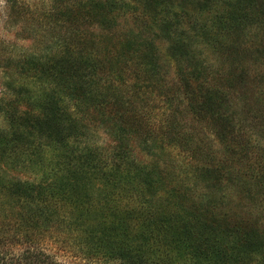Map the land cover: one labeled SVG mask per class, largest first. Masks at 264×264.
<instances>
[{"label": "trees", "instance_id": "obj_1", "mask_svg": "<svg viewBox=\"0 0 264 264\" xmlns=\"http://www.w3.org/2000/svg\"><path fill=\"white\" fill-rule=\"evenodd\" d=\"M130 7L134 5L125 0H79L72 11L60 9L58 15L62 22L71 24L70 31L63 32L60 51L55 49L54 57L41 61L36 70V75L51 85L50 91H64L77 111L106 126L114 141L116 161L106 163L105 152L97 146L78 145L79 136L88 130L87 122L81 120L78 124L74 117L67 119L66 108L58 106L52 95L50 101L59 111H53L47 99L39 98L33 106H38L37 114L29 108H19L15 99L0 100V112L11 124V136L6 139L7 132L0 134V146L12 149L24 145L22 161L34 162L41 170L39 179L31 182L5 178L1 172L0 193L31 202L27 222L35 215L31 209L43 211L58 199L75 206L80 215L94 221L90 225L92 239L85 242L86 247L124 264H264V223L258 216L223 223V229L213 223L208 225L203 222H207L205 216L201 217L205 214L200 213L207 207L199 208L186 201L192 187H186L179 174L165 171L156 162L141 163L130 157V139H136L147 152L164 144L184 148L194 142L199 144V131L185 129L178 117L182 95L188 92L196 101L187 103L195 117L206 123L205 130L217 133L216 124L220 122L211 119L216 111L212 110L211 101L221 95L219 88H212L211 80L201 77L206 69L199 57L189 63L184 38L174 40L169 47L177 60L187 59L191 73L179 71L170 82L163 74L157 46L146 40L144 44L139 42L130 28L122 35L120 26L115 35L118 17L113 12L118 14ZM172 23V18L161 20L165 28ZM235 23L244 24L242 20ZM213 37L208 42L224 49L217 38L211 40ZM223 56L228 58L227 51ZM38 59L32 57L31 61L36 64ZM152 89L158 91L162 102L157 108L163 109V126L156 133L148 124L153 104L145 94ZM133 104L138 106L130 107ZM112 115L114 121L109 125L106 120ZM215 116L222 119L218 111ZM222 127L226 128L221 125L218 129ZM239 136V131L228 129L226 149L232 156L237 150L230 144ZM239 155L245 163L252 158ZM220 167L228 166L220 164L216 171L222 170ZM219 172L227 174L218 178L221 183H230L235 189L238 183L244 184L240 176L232 177V170ZM249 180L254 183L253 193L255 189L264 190V177L260 174L250 173ZM161 191L175 200L157 205ZM245 192L255 195L249 188ZM21 217L19 224L23 223ZM203 226L208 230L204 232Z\"/></svg>", "mask_w": 264, "mask_h": 264}, {"label": "rangeland", "instance_id": "obj_2", "mask_svg": "<svg viewBox=\"0 0 264 264\" xmlns=\"http://www.w3.org/2000/svg\"><path fill=\"white\" fill-rule=\"evenodd\" d=\"M125 1L134 7L120 10L118 14L113 12L118 17L115 35H118L116 32L120 26L122 35L130 28L139 42L144 44L146 40L157 46L163 74L170 82L177 78L179 71L186 75L191 73L187 59L177 60L169 47L174 40L184 38V46L187 45L191 59L189 63L199 57L201 66L206 69L201 77L211 80L212 88H219L221 93L211 101L212 110H216L211 119L220 122V125L216 124L217 133L205 130L206 123L195 117L187 103L196 101L188 92L182 95L178 117L185 129L193 128L195 133L199 131V144L194 142L186 148L164 144L154 152H147L140 148L136 139H130V157H135L141 163L156 162L165 171L179 174L184 185L192 187V190H188L186 201L199 208L207 207L208 210L200 213L205 214L201 217L205 216L209 223L201 221L208 225L213 223V226L223 229V223L246 220L254 215L264 223V190L255 189L253 193L251 186L254 183L249 180L250 173L264 177L263 0ZM78 3L79 0H0V100L15 99V105L22 110L29 108L34 114L39 110L38 106L33 107L39 98L47 99L53 111H59L58 106L65 107L67 119L74 117L78 124H81V120L87 122L88 130L79 136L78 145L97 146L105 152V162L112 163L116 161L112 149L114 141L106 126L88 120L66 98L64 91H50L51 85L47 80L36 75L40 62L51 60L55 49L60 51L63 32L70 31L71 24L62 22L58 11L62 8L72 11ZM170 18L174 19V23L167 28L161 26V20ZM238 20L244 24L237 26L235 21ZM211 35H214L211 40L217 38L224 49L208 42ZM226 51L228 58L223 56ZM32 57L39 58L36 64L31 61ZM157 92L153 89L145 91L153 104L148 124L155 133L163 126V109L157 108L162 102ZM50 95L58 106L50 101ZM135 106L138 105L130 107ZM127 111L131 112L133 118L136 117L131 110ZM217 111L222 115L221 120L215 116ZM113 121V115L106 120L109 125ZM221 125L226 128L218 129ZM228 129L240 133L237 141L230 144L237 150L233 156L226 149ZM9 130L11 124L0 112V134L7 132V139L11 136ZM157 143L154 142L155 145ZM23 149L24 145L12 149L0 146V173L5 178L20 182L38 180L41 170L34 162L22 161ZM239 154L252 158L246 159V163L241 162L242 156ZM220 164L228 167H220L222 170L219 171L232 170L234 175H228L240 176L247 187L238 183L235 189L230 183L219 182V177L222 179L227 175L216 171V166ZM247 188L255 195L247 194ZM169 199L175 200L161 191L157 205L166 204ZM29 204L30 201L0 193V264H124L118 259L104 257L102 253L95 254L86 247L85 242L92 239L90 225H94V221L90 216L80 215V210L75 206L58 199L43 211L31 209L35 215L27 222ZM53 209L55 212H51ZM217 214L220 215L219 219L216 218ZM20 215L21 225L18 222ZM201 229L204 232L208 230L204 226ZM233 232H237L235 225Z\"/></svg>", "mask_w": 264, "mask_h": 264}]
</instances>
